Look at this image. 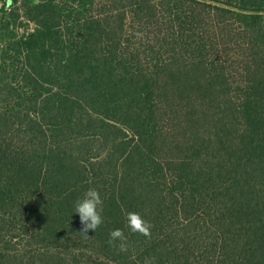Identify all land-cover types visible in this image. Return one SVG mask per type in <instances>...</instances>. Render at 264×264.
Returning <instances> with one entry per match:
<instances>
[{
	"label": "trees",
	"instance_id": "16d2710c",
	"mask_svg": "<svg viewBox=\"0 0 264 264\" xmlns=\"http://www.w3.org/2000/svg\"><path fill=\"white\" fill-rule=\"evenodd\" d=\"M7 4L0 264H264V0Z\"/></svg>",
	"mask_w": 264,
	"mask_h": 264
},
{
	"label": "clouds",
	"instance_id": "9594fccd",
	"mask_svg": "<svg viewBox=\"0 0 264 264\" xmlns=\"http://www.w3.org/2000/svg\"><path fill=\"white\" fill-rule=\"evenodd\" d=\"M103 200L99 191L95 188H89L75 202L74 213L78 214L82 225L81 232L85 235L95 232V230L103 223ZM125 227L132 234H139L146 238L151 237L152 224L142 218L139 213L128 212L125 216ZM108 244L116 247L119 252L126 253L128 251L127 237L122 229H114L109 232ZM154 258H146L144 264H152Z\"/></svg>",
	"mask_w": 264,
	"mask_h": 264
},
{
	"label": "rangeland",
	"instance_id": "374dc122",
	"mask_svg": "<svg viewBox=\"0 0 264 264\" xmlns=\"http://www.w3.org/2000/svg\"><path fill=\"white\" fill-rule=\"evenodd\" d=\"M4 1H7V0H0V11H1V7H2V4L4 3ZM10 1V2H9ZM11 3V0H8V4L7 6ZM32 26V25H31ZM23 32V30L20 31V33Z\"/></svg>",
	"mask_w": 264,
	"mask_h": 264
}]
</instances>
